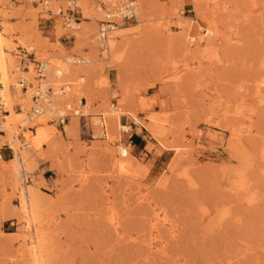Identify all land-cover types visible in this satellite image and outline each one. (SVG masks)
I'll return each instance as SVG.
<instances>
[{
  "label": "rangeland",
  "instance_id": "obj_1",
  "mask_svg": "<svg viewBox=\"0 0 264 264\" xmlns=\"http://www.w3.org/2000/svg\"><path fill=\"white\" fill-rule=\"evenodd\" d=\"M46 1L5 0L10 55L20 70L15 81L24 72L36 84L29 53L35 61L96 58L88 74L78 75L86 97L65 101L71 115L64 125L45 118L55 131L49 144L36 151L22 138L27 128L18 136L28 156L19 184L35 192L44 264H264V0H217L200 13L191 0H134L154 12V21L124 37L128 48L118 60H101L105 40L92 44L87 30L100 36L107 25L122 30L136 19L94 21L85 15L94 10L83 11L76 0ZM208 21L217 26V53L202 54L198 35ZM80 101L87 116L72 127L79 116L66 105L78 109ZM105 103L125 109L120 124L128 130L110 132L101 116ZM4 110L0 105V118ZM117 145L131 149V179L113 164L115 155L122 158ZM13 158L0 131V264H32L26 245L33 235L20 240L27 234Z\"/></svg>",
  "mask_w": 264,
  "mask_h": 264
},
{
  "label": "bare ground",
  "instance_id": "obj_2",
  "mask_svg": "<svg viewBox=\"0 0 264 264\" xmlns=\"http://www.w3.org/2000/svg\"><path fill=\"white\" fill-rule=\"evenodd\" d=\"M31 1H34V0H31ZM43 1H44L43 2L44 4L47 3L46 0H43ZM55 1H57V0H55ZM100 1L102 3L100 5H96L92 0H76L75 5L77 4V6H80L83 11H86L88 9L94 10L93 12L96 15L94 14L93 17H87L89 15L87 13L88 11L85 13V15H87L86 19H92L94 21H97V19L102 15L103 16L106 15V18L115 17V18L121 19L122 15L124 13H126L128 10H131L132 12L134 11L136 13V17H135L136 21H135L134 25H132L131 27L124 28L122 30L120 28L113 27V28H111V30H113V32H111L109 35L105 36V43L103 45L105 48V51L103 50L101 52V56H102L101 60H105L108 57H114L115 60H118L119 58H121V55L124 53V51L128 48V46H127L128 45V43H127L128 39L124 38V37H126L127 35L129 36L131 34L139 35L142 32L141 26L143 24H148V23L150 24L151 22L154 21L153 20L154 12H151V11L148 12V10H150L149 7L148 8L140 7V6H137V3L134 4V3L126 2L124 5H118L121 1H122V3H124L125 2L124 0H100ZM59 2H57V3H59ZM66 2H67V0H66ZM135 2H136V0H135ZM191 3L193 5L194 11L196 13L197 12L200 13V8L202 5H210L211 4L214 6L217 4V0H191ZM48 4H50V3H48ZM72 4H74V3H72ZM10 8H11V6L9 3L5 2V0H0V105H3L5 108L4 116H2V118H0V131L5 133L6 138L9 141V148L13 151V154H14V158L10 161L11 162V170L10 171L13 175L12 185L14 184L15 189L18 192L21 214H22V219L24 221V228H25V230L23 232H26V234H27V235L23 234L24 236H20V240L25 241L26 236L28 237L29 234H32L33 236H32V238H30V240H33L34 242L32 241V242H30V244L26 245L27 247L29 246L27 249V255H28L29 259L31 260L32 264H44L42 233L37 228L34 229V227L36 225V221H37V212H36V207L34 205L35 192L31 186H29L27 184H24L21 186L19 184L20 180H22V177L24 176V172H26L25 170H26V164L28 162V156H27L26 152L21 149L22 147L20 146V143L18 142V136H19V133L21 131H23L24 128H27V133L23 132L24 134H23L22 138L27 143L32 144L31 147H33L36 151L38 149H40L43 145H45L49 142V138L52 135H55V131H54V127L49 125L47 122L53 123L52 121L56 120V118L58 119V117H60L61 115H63L65 113L63 106L65 104V101L68 100V98L73 97V96H78V95H81L82 97H86L85 93H83V91H82L81 84H80V82L83 78L79 77L78 75L81 74V75L85 76L86 74H88L90 72V69H92V67H90L88 65L92 61L95 60L96 56H93L92 58L89 57V58L80 59V60L78 59L76 61L74 59L72 60L71 58H69L67 56H66V58H64V57L62 58L61 56H59V54L57 57H53L52 59L44 57L45 59L41 60L40 62H42L45 66L46 83L48 84V87L51 89V93H50L49 97L46 96L45 94L41 97L42 100H45V99L46 100L41 102V105L40 104L38 105L39 108L36 110L35 114L34 113L29 114L30 109H31L30 104L32 101L33 93L36 92L35 87H36L37 82H36V84H34V82L33 83L30 82V79L28 80V78L25 77V75L28 73H24V72H21L22 74L18 78V81L17 82L15 81L16 73H17V71H20V70L17 68L16 61L12 58V55H10V53L12 51L11 50L12 47H11L10 41L8 40L7 37L10 36L11 31L9 30L8 27H6L4 25V22H3L6 20V18L8 16V11L11 10ZM210 8H211L210 10H212V7H210ZM174 10L176 11V15H177V9H174ZM49 12H50V10H49ZM59 13H60V11H59ZM172 13L173 12H171V14ZM173 15H175V14H173ZM179 16H181V15H179ZM94 17H96V19ZM208 18H211V17H208ZM184 22H186V20ZM69 26L72 27V31H73L77 25L75 26V24L74 25L69 24ZM186 26H187V28H190V25H188V24L187 25L178 24L177 29H182L183 27H186ZM111 27H112V25H111ZM158 27H159L158 24L153 25V26L151 25V28H158ZM77 28L78 27H76V29ZM192 28H194L193 30H194L195 34H197L202 29L198 23H197V25H195ZM102 31H104V30L99 31L100 36H96V34L94 35V28L87 30L88 41H90L92 44L94 42L96 44H98V40H101V35H102L101 32ZM74 34L76 36L78 35L77 32H74ZM190 36L191 35L188 36L187 34H185L184 38H186V40L189 42L194 41L195 38L190 37ZM206 36L208 38H205ZM30 39L31 38H28V41L31 42ZM218 39H219V34L217 31V26L212 21L211 22L208 21L206 23V28L203 30V36L198 35V41L197 42H198V45L202 47V51H201L202 54H208L211 52L217 53L215 45H216L217 41H219ZM87 44H89V42ZM190 47L191 46L185 45L186 50ZM58 48H59V46H58ZM95 49L97 50V48H95ZM62 51H63V49H62ZM67 51H69V50H67ZM64 55H65V53H64ZM37 57H39V56H37ZM76 64H82V65L85 64V67L84 66H77ZM19 65H21V64H19ZM33 79H35V77ZM20 80L24 81V85L20 84ZM32 81H35V80H32ZM263 84H264V80L260 82V85H263ZM256 87H257V85H256ZM23 88H25V90ZM257 88H259V87H257ZM261 89H259V90H261ZM41 91H44V89H41ZM80 102L82 104V101H80ZM122 105H124V103ZM15 106H19V110L21 112H16L14 110ZM124 107H125V105H124ZM66 108L70 109V104H67ZM28 109H29V111H28ZM124 111H125V109H124ZM124 111L121 108V106L117 107V108H112L107 103L104 104V107H103L102 112H101V116L103 117L102 118L103 120L105 118L108 121V123L110 124L109 126L111 129L110 130L111 133H115L119 129L128 130V129H126V126L124 127L120 124V118L123 115H125ZM78 114H81V115H79V118H73L74 121L71 124L72 127H74L75 125H79L78 123H80L81 117L87 116V115L85 116L81 111H77V113L73 114L74 115L73 117L77 116ZM151 117H154V116H151ZM45 118H48L49 121L46 122ZM134 121L136 122V124L139 122L137 119H134ZM150 121H151V124H153L152 127H157V124H158L157 118L154 117ZM92 123L94 126L97 127V130L100 129L99 126H102V128H103L104 122L101 121L100 118L95 119V120L93 119ZM162 123H159V125ZM30 129H33V130L30 131ZM152 132L154 133V131H152ZM117 138H118V136H117ZM113 141L114 140H111V142H113ZM27 146H28V144H27ZM121 146H123V145H121ZM121 146L117 145V148L119 149L118 151H119V154L121 155L122 158H120V157L117 158L115 155L114 156L115 160H114L113 164L116 167L119 174L121 175L120 177H123V178H129L130 177V179H131L130 172H131V167H133L132 166L133 162L130 161V158L132 157L130 154L131 149L130 148H123ZM28 147H30V146H28ZM177 151H179V150H177ZM1 163H5V162L1 161ZM181 175H182V173H181ZM17 186H19V187H17ZM242 187H244V185L241 184L239 186V188H242ZM238 191H239V189H238ZM252 196L253 197L250 200L246 199L247 201L251 202V204L254 203L257 195L253 194Z\"/></svg>",
  "mask_w": 264,
  "mask_h": 264
},
{
  "label": "built area",
  "instance_id": "obj_3",
  "mask_svg": "<svg viewBox=\"0 0 264 264\" xmlns=\"http://www.w3.org/2000/svg\"><path fill=\"white\" fill-rule=\"evenodd\" d=\"M127 2L129 3H134V0H127ZM135 4V3H134ZM136 17V13L131 10H128L126 13H124L122 15V18L123 19H135ZM109 28H111V26L107 25L105 26L104 28H102L101 30H104L102 31V35H101V39L105 40V36L107 35V32L109 31ZM100 30V31H101ZM26 54V53H25ZM29 57H32V60L36 63L35 67H34V71H35V74H36V87H35V90L36 92L33 93V96H32V107L30 109V113H36V110L39 108L38 105L40 104L41 105V102L45 101V100H42L41 97L45 94L46 96H50V93H51V89L48 87V84L46 83V78H45V73H46V69H45V66L42 62L40 61H35L34 59V55L33 53H29L26 57V59H28V61H31L29 60ZM25 64V63H24ZM24 70L27 69V66L24 65ZM20 84L24 85V81L23 80H20ZM25 90V88H23ZM41 89H44V91H41ZM82 107V104L81 102L78 103V109H72V107L70 106L71 108V112L72 114H75L77 113V111H80L79 109H81ZM69 115L71 114H66V112L61 115L60 117H58V119L56 118V120L52 121L53 123L57 124L58 126H63L65 121H67ZM81 115V114H78V116ZM74 116V115H73Z\"/></svg>",
  "mask_w": 264,
  "mask_h": 264
}]
</instances>
